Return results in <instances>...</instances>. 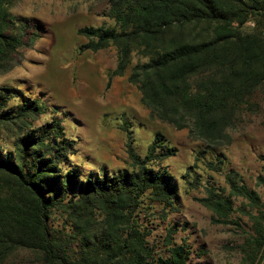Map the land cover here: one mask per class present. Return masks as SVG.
Returning <instances> with one entry per match:
<instances>
[{
  "label": "trees",
  "instance_id": "trees-1",
  "mask_svg": "<svg viewBox=\"0 0 264 264\" xmlns=\"http://www.w3.org/2000/svg\"><path fill=\"white\" fill-rule=\"evenodd\" d=\"M16 1L0 0V74L19 64V49L30 48L35 35L27 32L26 21L8 12ZM105 1L113 25L77 28L76 34L87 40L78 50L115 47L117 63L106 85L123 74L132 51L145 57L127 77L137 84L141 103L151 117L189 128L204 143L196 160L209 153L213 160H205L206 168L219 172L225 157L213 156L214 148L226 138L224 130L240 105L264 82V0ZM250 19L251 32H240ZM196 27L195 36L188 34ZM15 98L17 103L9 106ZM44 110L40 101L0 86V264L19 250L43 264H190L186 239L174 241L177 224L165 229L166 254L155 255L138 217L139 210L148 214L150 209L142 208L144 201L160 206L156 218L161 221L180 211L175 179L160 166L175 148L156 133L140 157L123 124L128 168L111 174L101 168L81 180L76 169L61 168L73 143L64 138L60 122L52 118L33 127ZM260 161L254 186L263 197L229 170L223 174L225 189L205 184L203 196L194 198L210 212L212 224L240 229V218L233 215L246 217L240 264L264 261V155ZM187 186L196 188L199 179ZM233 199H240L237 208ZM55 216L58 226L50 223Z\"/></svg>",
  "mask_w": 264,
  "mask_h": 264
},
{
  "label": "rangeland",
  "instance_id": "rangeland-1",
  "mask_svg": "<svg viewBox=\"0 0 264 264\" xmlns=\"http://www.w3.org/2000/svg\"><path fill=\"white\" fill-rule=\"evenodd\" d=\"M106 10L105 0H17L11 4L8 12L26 21L27 32L35 35H32L30 48L19 49L22 54L19 64L0 74V86H11L23 99L43 103L45 110L32 122L33 127L52 118L60 122L64 138L73 143V153L61 168L76 169L81 180L88 174L96 176L101 168L106 174L128 168L123 124L127 125L132 146L140 157L145 155L154 134L162 136L176 150L160 166L175 179L180 211L161 221L156 218L160 209L157 203L144 201L142 204V208H150L148 214L139 210L138 217L149 231L147 242L153 253L166 254L165 229L177 224L174 241L179 243L180 239H186L191 251L190 264H240L239 248L244 240L241 231L247 230L246 217L234 213V218H240V229L212 224L210 212L194 198L203 196L205 184L225 189L223 174L229 170L236 171L247 187L263 197L261 189L254 186V179L259 173L260 157L264 155V82L245 99L231 126L224 130L226 138L220 140L212 155L221 154L225 160L221 170L213 172L205 166V160H213L209 153L204 159L196 160L204 143L187 127L178 129L151 117L149 109L140 101L137 84L127 81L131 67L145 62V57L132 51L123 74L113 76L106 85L108 74L117 63L115 47L109 45L96 52L78 50L87 40L76 34L77 28L113 25ZM253 26V20H247L239 31L249 33ZM199 30V27L192 28L188 34L195 36ZM261 31L264 36V25ZM24 40L27 42V36ZM15 103L16 98L9 106ZM192 165L194 173L182 179ZM194 177L199 179V186L189 188L187 183ZM239 203L240 199H233L234 208ZM56 217L50 221L53 226L60 224ZM6 264L43 263L34 254L19 250Z\"/></svg>",
  "mask_w": 264,
  "mask_h": 264
}]
</instances>
